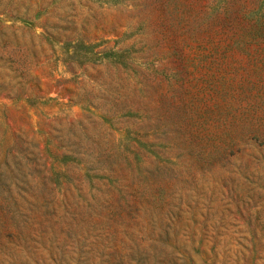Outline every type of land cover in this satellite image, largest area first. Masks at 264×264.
Masks as SVG:
<instances>
[{"label":"rangeland","instance_id":"obj_1","mask_svg":"<svg viewBox=\"0 0 264 264\" xmlns=\"http://www.w3.org/2000/svg\"><path fill=\"white\" fill-rule=\"evenodd\" d=\"M0 264H264V0H0Z\"/></svg>","mask_w":264,"mask_h":264}]
</instances>
